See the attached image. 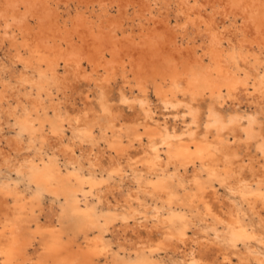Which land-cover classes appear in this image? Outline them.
<instances>
[{
	"label": "bare ground",
	"instance_id": "1",
	"mask_svg": "<svg viewBox=\"0 0 264 264\" xmlns=\"http://www.w3.org/2000/svg\"><path fill=\"white\" fill-rule=\"evenodd\" d=\"M263 55L264 0H0V264H264Z\"/></svg>",
	"mask_w": 264,
	"mask_h": 264
},
{
	"label": "rangeland",
	"instance_id": "2",
	"mask_svg": "<svg viewBox=\"0 0 264 264\" xmlns=\"http://www.w3.org/2000/svg\"><path fill=\"white\" fill-rule=\"evenodd\" d=\"M78 12H79V14H81V11H80V10L77 11V14H76V13L74 14V12H73L72 15H73V14H74V15L72 16V18H74L75 15H76V16H79V15H78ZM72 18H71V19H72ZM199 53H202V52H201V51H198V53H197L198 56L200 55ZM206 61H207V60H206ZM206 61L204 62L205 64L207 63ZM257 61H258V62H256V63H254V61H251V63L254 65V68L256 67V68H255V71H259L260 73L264 72V55H263L260 59H258ZM260 62H261V63H260ZM205 64H203V68L201 67V72H202V73L205 71V70H204V69H205V66H206ZM257 64H258V66H257ZM260 64H262V65H260ZM258 68H259L260 70H259ZM262 68H263V70H262ZM128 80H129V81H132V78L130 77V74H128ZM134 84H135V83L132 82V85H134ZM250 87H251V86H249V92H251V90H252ZM82 153H84V152H82ZM78 154H80V152H76V155H78ZM126 184H127V183L125 182V186L123 187V188H125V189H126ZM110 200L112 201V198H109V201H110ZM45 204L48 205L47 202H46ZM46 205H44V208H46V207H45ZM110 206H111V205H110ZM130 224L132 225V227H129V226H131ZM128 225H129V226H128V229H131V228H132V229L135 230V227H133L134 225H133V222H132V221H129ZM115 228H117V229H112V230H114V232L112 231L113 233H108V234H107L109 238H114V235L116 236L117 234H121V233H123V234L125 235V242H127V244H128V243H129V244H133V243L136 241V240L134 239V237H135L136 235L133 234V232H131V230L128 231V229H126V230L123 229V228H126V226H125V227H122L121 224H120V225L117 224V227L115 226ZM118 228H120V229H118ZM119 230H120L121 232H119ZM124 230H125V231H124ZM140 230L143 231L144 229H143V228H140ZM135 231H136V230H135ZM118 232H119V233H118ZM132 234H133V235H132ZM188 234L191 235L190 232H188ZM141 235H144L143 232H142ZM127 237H128V239H127ZM129 239H130V241H129ZM134 240H135V241H134ZM129 244H128V245H129ZM179 251H181V250H179Z\"/></svg>",
	"mask_w": 264,
	"mask_h": 264
}]
</instances>
